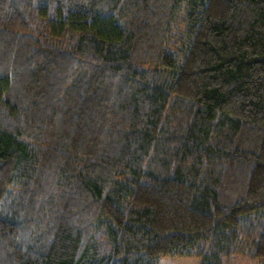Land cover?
Listing matches in <instances>:
<instances>
[{"label": "trees", "instance_id": "obj_1", "mask_svg": "<svg viewBox=\"0 0 264 264\" xmlns=\"http://www.w3.org/2000/svg\"><path fill=\"white\" fill-rule=\"evenodd\" d=\"M264 260V0H0V264Z\"/></svg>", "mask_w": 264, "mask_h": 264}, {"label": "rangeland", "instance_id": "obj_2", "mask_svg": "<svg viewBox=\"0 0 264 264\" xmlns=\"http://www.w3.org/2000/svg\"><path fill=\"white\" fill-rule=\"evenodd\" d=\"M159 264H199V258L195 256H166L160 258ZM225 264H264V260L235 255Z\"/></svg>", "mask_w": 264, "mask_h": 264}]
</instances>
